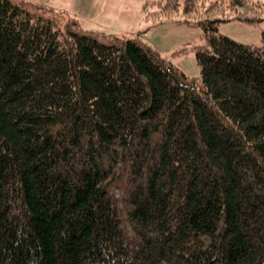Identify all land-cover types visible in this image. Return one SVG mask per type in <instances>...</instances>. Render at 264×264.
I'll return each mask as SVG.
<instances>
[{"label": "trees", "instance_id": "1", "mask_svg": "<svg viewBox=\"0 0 264 264\" xmlns=\"http://www.w3.org/2000/svg\"><path fill=\"white\" fill-rule=\"evenodd\" d=\"M199 1L143 6L203 29L196 79L0 0V264H264V31L233 40Z\"/></svg>", "mask_w": 264, "mask_h": 264}, {"label": "rangeland", "instance_id": "2", "mask_svg": "<svg viewBox=\"0 0 264 264\" xmlns=\"http://www.w3.org/2000/svg\"><path fill=\"white\" fill-rule=\"evenodd\" d=\"M27 1L40 3L60 12L64 16V23L76 20L83 30L126 36L138 35L185 74L192 78H200V68L193 47L205 44L203 29L176 20L151 24L145 19L146 12L143 11V6L145 3H151V6L146 8L150 13L155 9L154 5L161 0ZM184 1L179 0V8L172 12V15H178L175 18L177 20L182 19L180 16H183ZM199 2L202 7L216 3V10L210 14L212 16L230 17L228 21L219 22L220 34L249 45L262 44L264 0H200ZM202 7L199 13L203 12ZM183 47L188 48L186 52H180Z\"/></svg>", "mask_w": 264, "mask_h": 264}]
</instances>
